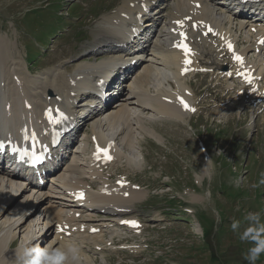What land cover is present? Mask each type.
Segmentation results:
<instances>
[{
	"label": "rangeland",
	"instance_id": "374dc122",
	"mask_svg": "<svg viewBox=\"0 0 264 264\" xmlns=\"http://www.w3.org/2000/svg\"><path fill=\"white\" fill-rule=\"evenodd\" d=\"M48 1L0 0V36L7 35L16 42L23 65L35 58L34 62L37 63H28L33 76L45 70L51 72L58 65L65 72L71 71V68L65 69L69 63L63 59L82 57L85 52L88 53L91 44L92 47L98 46L95 45L98 36L92 41L100 21L93 17L104 9L116 6V0H57L55 7L30 12V9L40 5L50 6ZM81 1L87 4L88 13L83 11ZM102 56L91 57L100 60ZM150 85L153 87L154 82ZM123 92L126 96V91ZM78 106L81 108L80 104ZM246 113L240 112L235 119L224 124L214 122L207 116L193 119L189 125L150 121L149 124L156 130L146 123L147 127L162 135L161 143L147 136L140 140L139 134L142 132L134 134L139 142L134 145L137 151L141 150L144 162L142 172L128 166L130 170L127 173L131 175L132 182L138 183L146 191V196L139 199L141 201L131 210L142 221L141 233L131 238L139 248L129 255L115 251L111 255L113 259L124 258L127 261H110L106 264H213L212 253L217 257L218 264H248L244 254L249 245L242 242L239 235L247 227L243 220L247 212H261L264 219V184L260 183L264 179V128L260 129L257 142L255 132L250 136L247 134L248 128L239 125L246 123ZM83 126L82 130L89 133L90 126L86 122ZM190 127L191 131L188 129ZM106 128L102 127L106 135H112L116 130ZM192 131H195L194 135ZM117 139L127 156H136L135 150L125 143L123 135ZM250 144L254 147H250ZM78 160L82 162L84 157L80 156ZM82 163L84 165L85 162ZM207 164L208 171L204 173ZM135 192L129 191V200L132 196L143 194L141 191ZM180 198L183 202H179ZM109 199L107 202L124 201L126 206L134 202L121 197ZM22 205L21 201L13 204L6 214H13L12 211ZM23 206L25 208V204ZM185 208L199 213L203 227L211 229L208 238L202 240L199 222L192 212L180 215L179 220L170 219L163 213H175L177 209ZM113 213L120 215L114 210ZM155 214L162 218L160 222L151 220ZM233 219L240 221L236 231L231 228ZM17 239L20 241L16 240L13 248L24 237L17 234ZM207 240L209 247L204 244ZM12 261H15L14 258ZM94 262L100 264L99 259ZM257 264H264V254Z\"/></svg>",
	"mask_w": 264,
	"mask_h": 264
},
{
	"label": "bare ground",
	"instance_id": "6f19581e",
	"mask_svg": "<svg viewBox=\"0 0 264 264\" xmlns=\"http://www.w3.org/2000/svg\"><path fill=\"white\" fill-rule=\"evenodd\" d=\"M179 1L182 0H155L158 5L153 6L151 11L154 9L158 11L150 13L148 16L151 18L145 19L144 16V23L139 26V29L142 27L143 29L137 35L136 39L131 42L133 46H130L127 51H122L119 54V51H116L114 44L119 43L126 38L128 24L121 23L120 26L115 30V26L111 25L109 22L112 19L119 17L121 12L126 10L125 1H123L117 10L111 14L108 13V15L102 20L101 26L99 24L100 28L98 29V34H95V37L98 36V42L95 45L109 50L108 56L98 63L87 61L83 62L78 68L74 69L72 74L67 75L58 71L45 72L39 76L26 75V67L22 64V56L19 55L16 42L12 41V39H10L7 35H1L0 81L2 79L5 80L4 86L0 88L1 124L5 126L6 130L8 131H12L13 128L19 129L16 124L21 123L25 114V111L21 105V99L23 96L30 97L32 99L33 106L31 109V114L35 115L38 112L37 108L42 103L40 94H46L47 88H51L54 94L56 96L62 97L65 102L72 100V98L69 97L67 93L68 88L67 84H65L66 77H72L74 80V85L72 88L77 91L83 85H85L87 78L92 77L93 83L95 84L98 80L96 77L97 75L103 73L110 74L112 72L111 67L113 60L120 57L122 61L114 62V64L122 65L125 62H130L133 59H137L140 64L136 68L135 72L128 73L126 79L118 83V85H121L122 92L117 98L112 96V92L115 89H113V91L108 89L107 92L110 94L108 95L107 99H105L102 103H98L101 104L103 109H98V107L91 108L90 103H95L97 101L94 98H90V103L84 105L80 104V110L83 114H85L82 120H84V124L86 122L87 126H90L91 133L97 131L102 134V123L103 125L107 126V128H116V130L118 127L122 126L121 132L117 135L114 132L115 135H123L125 137L126 144L135 150L134 152L139 158L141 153L140 151L136 150L137 147L135 145L138 143V141L135 140L136 138L134 134L137 132H142L148 136L154 137L157 141H161L162 137L153 128L147 127L145 124L152 120L158 119L159 115L173 116V113L168 108L164 107L157 98L149 94L148 90L150 89L151 85H149L148 78L151 76V74H156L154 85L158 86L159 89L162 88L163 83L172 80V73L170 72L167 58L162 52L155 51L158 47H161L162 44H164L166 38L168 37L167 29L165 31L162 27L163 23L165 22L164 20L168 17V11L166 10L167 8H164L166 6L168 7L173 4H177ZM204 2L205 14L210 13V15L213 16L214 11H218L222 13V19L225 18L229 20L231 11L229 8H227L224 2L221 0H204ZM242 7L243 10L240 11L241 15L238 18L240 20V28L244 29V25L248 22L246 15L249 12L244 11L246 6ZM132 12L133 9L127 10L128 14H132ZM147 21L148 23H146ZM144 44L147 45L146 48L135 51L136 47H141ZM158 54L160 56H158ZM12 65H16V72L23 77L21 79L22 82L20 85H15L12 83V75L10 72V67ZM79 75L80 78L77 79L76 77ZM123 91H126V96L123 95ZM8 98L11 99L12 106L9 108L8 112H4L2 106L4 101ZM145 110L148 111L145 112ZM7 113H12L14 115V120L10 123H3L2 119L6 118ZM175 117L177 119H181L177 116ZM78 157L80 158V156ZM77 159L78 158L75 156L65 166L63 165L64 167L54 174L52 184L49 185V187L54 185V182H57L62 186L72 185L71 180L81 182L83 177L87 175L88 168L87 171H84L82 162L85 161H82V164H80L77 162ZM127 159L131 163L140 164V161H138L139 159H131L129 157H127ZM207 166L208 164L205 166L206 168L204 169V173L208 171ZM20 179V177L15 179L0 174V264H17V260L14 259V262L11 260L13 255L18 256V253L22 247L21 249H18V247L15 250L8 249L16 243L17 234H21V236L23 235L24 239L21 241L22 244H24L29 237H32L35 234H42V238L48 239L49 233L48 231H45L44 225L48 224V229L53 232L52 222L54 220H59L62 214L66 211H71L76 208V203L62 205L64 202H59V200L64 198V194L61 193L59 189L55 187L50 189L42 188L39 185H34L36 182L31 179H28L26 182L27 186H24V184L20 183ZM135 190V193H137L138 190ZM131 191L132 190H130V192ZM133 194L134 192L132 195ZM128 196H130V194ZM128 196L124 199L130 202L131 200L136 201L141 199L144 194L132 196L130 200L128 199ZM109 198L110 197L92 196V205L104 207L103 205ZM53 199L57 200L53 201ZM19 201H21L23 205L25 204V208L23 205L17 206L16 208L14 207L15 209L12 211L14 212L13 214H6L10 207ZM33 208L35 209L33 210L34 212L32 211L29 213V211H31ZM38 209L42 210L40 217H42L43 222H41L44 225L41 227H38L37 224L40 219H37L36 221L35 216H33ZM85 212L87 213L88 218H90L91 214L93 213L92 210H85ZM31 215L33 217H31ZM111 215H115L116 217L119 216L113 212ZM31 218H33V221ZM16 230H19L20 233H18Z\"/></svg>",
	"mask_w": 264,
	"mask_h": 264
},
{
	"label": "clouds",
	"instance_id": "9594fccd",
	"mask_svg": "<svg viewBox=\"0 0 264 264\" xmlns=\"http://www.w3.org/2000/svg\"><path fill=\"white\" fill-rule=\"evenodd\" d=\"M264 184V179L260 181ZM256 187V185H253ZM243 220L247 227L240 233L239 239L249 245L244 259L248 264H257L264 254V219L261 212H247ZM240 221L233 219L231 228L236 231ZM35 237H29L17 256V264H77L79 259V246L69 243L63 247H54V241L43 247L34 243Z\"/></svg>",
	"mask_w": 264,
	"mask_h": 264
},
{
	"label": "snow or ice",
	"instance_id": "6c2138e0",
	"mask_svg": "<svg viewBox=\"0 0 264 264\" xmlns=\"http://www.w3.org/2000/svg\"><path fill=\"white\" fill-rule=\"evenodd\" d=\"M176 23L177 24H182L183 21L178 20V21H176ZM210 31H211V29H209V32ZM181 36L184 38V40L187 39L186 34L181 33ZM262 42H264V41H262ZM227 46H228L229 50H232L233 49V45L231 44V42H227ZM174 47H177V48L182 49L184 51V53H185L186 56H187V54L191 53V49H190V47L188 46L187 43H183V42L182 43H177V44L174 45ZM233 56H234V59L235 60H237V61H239L241 63L243 62V58L240 55H237V54L233 53ZM184 63L185 64H190L191 61L188 60V59H185ZM182 71H187V69H183ZM180 103L183 104V106L186 109L189 108L188 104L183 99L180 100ZM190 110H194V109H190ZM47 114L50 116L51 115V110H48V113ZM101 151H104L105 156H106V159H108V160H111L112 159V157L107 154V150L106 149H102ZM80 195L83 196V193H80ZM125 195H127V193H125ZM122 223L131 224L134 227H137L138 226V224H137L136 221H122ZM93 231H95V229Z\"/></svg>",
	"mask_w": 264,
	"mask_h": 264
}]
</instances>
